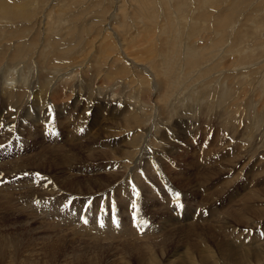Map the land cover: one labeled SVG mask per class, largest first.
I'll return each instance as SVG.
<instances>
[{
  "label": "rangeland",
  "instance_id": "obj_1",
  "mask_svg": "<svg viewBox=\"0 0 264 264\" xmlns=\"http://www.w3.org/2000/svg\"><path fill=\"white\" fill-rule=\"evenodd\" d=\"M2 2L14 16L0 18V122L9 121L1 126V133L9 137L17 131L20 135L18 141L10 137L0 142V264H169L168 259L175 257L186 260L185 252L196 264H224L223 253L236 252L241 242L252 250L253 243L244 245L245 240L238 241L235 235L248 240L253 236L264 239V0ZM115 30L123 40L117 39ZM137 40L144 42L138 44ZM123 43L131 47V58L139 56L138 65L123 55ZM166 47L170 51L168 62L161 54ZM88 50L92 51L90 55ZM17 51L23 55H16ZM117 55L122 60L115 59ZM10 60L13 65L8 66ZM75 64L81 66H77L80 72L74 70ZM149 64H161L166 82L169 80L157 84L156 92L153 76L144 71ZM124 68L129 71L123 72ZM91 78L95 79L93 83ZM154 100L161 102L160 114H156ZM85 111L91 113L89 128L97 122L106 126L100 138L103 140L93 152L87 145L98 128L82 141L74 138L75 132H68L75 128L71 127L74 118L79 123L85 120ZM105 142L112 146L98 147L105 146ZM145 144L157 150L154 153L161 169L159 175L152 169V156L146 152L137 154H143L138 172L128 173L134 165L131 161L136 148L141 152ZM207 159H213V163L206 164ZM114 170L118 172L117 181L111 178ZM214 171L225 174L215 176ZM256 176L260 177L258 183ZM236 179L259 188V192L255 189L258 198L247 202L250 207L247 203H228L222 210L226 207L219 208L226 202L223 198L211 203L212 196L217 198L225 184ZM176 182L184 184V189ZM3 193L7 196L3 197ZM213 207L223 213L217 210L209 217ZM188 214L198 223H177L178 218ZM84 219L88 222L84 223ZM212 222L218 230L209 227ZM109 229L113 237L105 233ZM133 234L139 238L134 239ZM207 250L213 257H206ZM151 254L155 259L149 257ZM252 261L251 264H264L263 260Z\"/></svg>",
  "mask_w": 264,
  "mask_h": 264
},
{
  "label": "bare ground",
  "instance_id": "obj_2",
  "mask_svg": "<svg viewBox=\"0 0 264 264\" xmlns=\"http://www.w3.org/2000/svg\"><path fill=\"white\" fill-rule=\"evenodd\" d=\"M61 4V3H60ZM123 4H124V2H123ZM123 8V7H122ZM121 9V8H120ZM123 11V10H122ZM15 12V11H14ZM13 16H14V13L12 12V10H11V8H7V5L4 3V2H2V0H0V18H6V19H11V18H13ZM45 16V15H44ZM43 18V17H42ZM1 20V19H0ZM16 20V19H15ZM41 20V19H40ZM43 20V19H42ZM12 21V20H11ZM44 21V20H43ZM46 26V25H45ZM148 27V26H147ZM114 28L115 27H109V29H112V30H114ZM147 29V28H146ZM145 29V30H146ZM161 29V28H160ZM149 30V29H148ZM156 31V30H155ZM74 32V31H73ZM142 32H145V31H142ZM147 32V31H146ZM161 32H162V30H161ZM160 32V33H161ZM68 33V32H67ZM115 33H117L116 32V30H115ZM138 33V32H137ZM140 34V33H139ZM143 34V33H142ZM150 34H151V32H150ZM146 35V34H145ZM149 35V34H148ZM152 35V34H151ZM124 36V35H123ZM137 37V36H136ZM138 37H140V36H138ZM137 37V38H138ZM142 37V36H141ZM141 37H140V39H141ZM148 37H150V35L148 36ZM147 37V38H148ZM152 37V36H151ZM106 38V37H105ZM125 38V37H124ZM20 39V38H19ZM117 39H119V41H120V39H122L123 40V37H120V35L117 33ZM126 39V38H125ZM128 39V38H127ZM135 39V38H134ZM150 39V38H149ZM104 40V39H103ZM102 40V41H103ZM106 40V39H105ZM111 40V39H110ZM130 40H131V38H130ZM148 40V39H147ZM151 40V39H150ZM156 39H154V41H155ZM73 41H75V39L73 40ZM106 41H109V39H107ZM138 41V40H137ZM143 41V40H142ZM141 41V42H142ZM60 42V41H59ZM65 42V41H64ZM69 42H71V41H69ZM76 42H77V39H76ZM76 42H74V43H76ZM78 42H79V39H78ZM105 42V41H104ZM131 42V41H130ZM139 42L140 41H138V44H139ZM140 42V43H141ZM144 42V41H143ZM156 42H157V40H156ZM23 43V42H22ZM31 43V42H30ZM58 43V42H57ZM137 43V42H136ZM150 43L151 42H149V44L147 45V46H149L150 45ZM20 44V43H19ZM70 44V43H69ZM68 44V45H69ZM77 44V43H76ZM100 44H101V42H100ZM116 44V43H115ZM137 44V45H138ZM71 46H72V44H70ZM92 45H93V42H92ZM99 45V44H98ZM110 45V44H109ZM146 45V44H145ZM159 45V44H158ZM25 46H26V44H25ZM62 46V45H61ZM66 46V45H65ZM79 46V45H78ZM91 46V44L89 45V47ZM101 46V45H100ZM133 46H135V45H133ZM139 46H141L140 48H143L144 47V44H140ZM143 46V47H142ZM157 46V45H156ZM14 47V46H13ZM24 47V46H23ZM64 46H62V48H63ZM75 47V46H74ZM73 47V48H74ZM77 47V46H76ZM81 47V46H80ZM92 47V46H91ZM118 47V46H117ZM116 47V48H117ZM161 48H162V46H160ZM31 48V47H30ZM69 48V47H68ZM72 48V47H71ZM83 48V47H82ZM107 48V47H106ZM105 48V49H106ZM122 51H123V55L127 58V59H129L130 60V58L132 57L131 56V54H130V52L128 51V49H130L129 48V46H128V44L127 43H123L122 44ZM134 48V47H133ZM156 48V47H155ZM160 48V49H161ZM17 49H18V47H17ZM29 49V48H28ZM89 49V48H88ZM101 49V48H100ZM99 49V50H100ZM104 49V48H103ZM143 49H145V48H143ZM154 49V48H153ZM27 50V49H26ZM25 50V51H26ZM32 50V49H31ZM35 50V49H34ZM33 50V51H34ZM68 50H70V49H68ZM109 50H111V49H109ZM109 50H107L106 51V53L109 51ZM113 50H115V49H113ZM131 50V49H130ZM165 51H164V53H161V54H165V60L168 62V58H169V55H170V51L168 50V48L166 47L165 49H164ZM4 51V50H3ZM24 51V50H23ZM24 51V52H25ZM62 51V50H61ZM65 51V49L63 50V52ZM72 51V50H71ZM75 51V50H74ZM78 51H79V49H78ZM87 51V50H86ZM90 50H88V54L87 55H90L89 53L90 52H92V51H90ZM101 51V50H100ZM104 51V50H103ZM135 51V50H134ZM140 51V50H139ZM153 51H155V50H153ZM158 51H160V50H158ZM83 52H85L84 50H83ZM82 52V53H83ZM97 52V51H96ZM121 52V51H120ZM142 51H140V53H141ZM152 52V51H151ZM1 53V52H0ZM6 53V52H5ZM4 53V54H5ZM14 53V52H13ZM16 53V55H21L22 53H21V51H17V52H15ZM33 53V52H32ZM62 53V52H61ZM75 53H76V51H75ZM79 53H80V51H79ZM78 53V54H79ZM102 53V52H101ZM110 53V52H109ZM118 53V52H117ZM116 53V54H117ZM133 53V52H132ZM137 53V52H136ZM29 54V53H28ZM65 54V53H64ZM63 54V55H64ZM67 54H69V53H67ZM81 54V53H80ZM84 54V53H83ZM85 54H86V52H85ZM108 54V53H107ZM110 54H112V53H110ZM114 54H115V52H114ZM122 54V53H121ZM145 54H146V52H145ZM154 54H156V53H154ZM153 54V55H154ZM161 54H159V55H161ZM23 55V54H22ZM59 55V54H58ZM61 55V54H60ZM59 55V56H60ZM73 55V54H72ZM71 55V56H72ZM76 55V54H75ZM109 55V54H108ZM135 55V54H134ZM147 55V54H146ZM159 55L157 54V56L159 57ZM28 56V55H27ZM30 56V55H29ZM70 56V55H69ZM70 56V57H71ZM86 56V55H85ZM107 56V55H106ZM111 56V58H112V55H109V57ZM118 57H116L115 59H119V60H122L121 59V57H119V55H117ZM16 57V56H15ZM26 57V56H25ZM61 57H62V55H61ZM66 57V56H65ZM91 57H92V55H91ZM99 57V56H98ZM102 57V56H101ZM103 57H105V56H103ZM102 57V58H103ZM114 57V56H113ZM139 57V56H138ZM138 57H134V58H131V60H132V62H133V64H139L140 63V61L138 62L137 61V59L136 58H138ZM152 58L154 57V56H151ZM151 57H150V59H151ZM156 57V56H155ZM160 57H162V56H160ZM2 58H3V55L2 54H0V61H2ZM17 58V57H16ZM22 58H24V57H22ZM55 58H56V56H55ZM53 59L54 61L55 60H58V59ZM64 58V57H63ZM67 58H68V55H67ZM72 58H73V56H72ZM76 58H78L79 59V57H76ZM81 58V57H80ZM164 58H161V59H164ZM6 59H7V57H6ZM60 59V58H59ZM69 59V58H68ZM67 59V60H68ZM74 59V58H73ZM82 59V58H81ZM91 59V58H90ZM89 59V60H90ZM104 59H106V58H104ZM21 60V59H20ZM28 60V59H27ZM88 60V59H87ZM103 60V59H102ZM125 59H123V61H124ZM131 60L129 61V62H131ZM149 60V59H148ZM158 60V59H157ZM53 61V62H54ZM60 61V60H59ZM58 61V62H59ZM69 62H70V60H68ZM67 61V62H68ZM83 61H85L84 60V58H83ZM104 61V60H103ZM143 61V60H142ZM155 61V60H154ZM154 61H153V63H154ZM57 62V61H56ZM65 62V61H64ZM63 62V63H64ZM69 62L67 63V64H69ZM73 62V61H72ZM81 62H82V60H81ZM87 62V61H86ZM89 62V61H88ZM93 62V61H92ZM119 62H121V61H119ZM125 62V61H124ZM158 62V61H157ZM2 63H4V62H2ZM1 63V65H3ZM13 62L10 60V62L8 63V66H11V65H13L12 64ZM62 63V64H63ZM74 63H76L75 62V60H74ZM74 63H72L73 65H74ZM83 63V62H82ZM113 63V62H112ZM115 63H118L117 61H115ZM156 63V62H155ZM17 64V63H16ZM16 64H15V66H16ZM19 64V63H18ZM61 64V63H60ZM88 64V63H87ZM131 64V63H130ZM158 64H159V62H158ZM162 64V63H161ZM160 64V66L159 65H152V64H149L150 65V67H144V71H148V74H146L147 76L149 75V73H150V77L151 76H153V85H154V87H155V89H153V90H155L154 92H156L157 90H156V88H158L159 86V84H162V82L163 83H165L166 82V80L168 79L167 78V76L165 75V77H164V71H162L161 70V65ZM163 64H165L164 62H163ZM76 65V64H75ZM90 65V64H89ZM97 65V64H96ZM119 65V64H118ZM125 65H128L127 63L125 64ZM167 64H165V66H166ZM58 66V65H57ZM72 66V65H71ZM71 66H70V68L69 67H67V69L69 68V70L71 69ZM77 66H80L79 64L78 65H76V67H74V70H75V68L77 69ZM84 66H85V64H84ZM87 66V65H86ZM120 66V65H119ZM131 66V65H130ZM133 66V65H132ZM143 66V65H142ZM23 67V66H22ZM81 67V66H80ZM96 67V66H95ZM122 67H123V65H122ZM126 67V66H125ZM136 68L138 67V66H135ZM161 67V68H160ZM164 67V66H163ZM5 68H7V66L5 67ZM13 68V67H12ZM17 68V67H16ZM24 68H26V66L24 67ZM24 68H22V70L24 69ZM61 68V67H60ZM83 68H86V67H83ZM88 68V67H87ZM117 68V67H116ZM134 68V67H133ZM54 69V68H53ZM79 69V68H78ZM76 70V71H79L80 72V70H81V68L79 69V70ZM98 69H99V67H98ZM98 69H96V71L98 70ZM138 69V68H137ZM5 70V69H4ZM13 70V69H12ZM16 70V69H15ZM49 70V69H48ZM56 70H57V67H56ZM61 70V69H60ZM73 70V71H74ZM118 70V69H117ZM120 70H121V68H120ZM125 68L123 69V72H125V71H129L128 69L127 70H125ZM131 70V69H130ZM135 70V69H134ZM7 71V70H6ZM24 71V70H23ZM23 71H21V72H23ZM54 71V70H53ZM52 71V72H53ZM84 71V70H83ZM88 71H89V69H88ZM92 71H93V69H92ZM96 71H95V73H96ZM99 71V70H98ZM101 71V70H100ZM103 71V70H102ZM115 71V70H114ZM114 71H113V73H114ZM139 71V70H138ZM142 72H143V70H141ZM12 72V71H11ZM14 72V71H13ZM50 72V71H49ZM71 72V71H70ZM123 72H121V75L123 74ZM134 72V71H133ZM136 73H137V71H135ZM134 72V73H135ZM54 73V72H53ZM133 73V74H134ZM136 73H135V75H136ZM140 73V72H139ZM147 73V72H146ZM16 74V73H15ZM18 74H20V73H18ZM105 74V73H104ZM103 74V75H104ZM108 74H110V73H108ZM126 74V73H125ZM131 74V73H130ZM163 74V76H161ZM2 75V74H1ZM0 75V76H1ZM93 75V74H92ZM94 75H96V74H94ZM98 75V74H97ZM115 75V74H114ZM135 75H134V77H135ZM15 76V75H14ZM90 76H91V73H90ZM102 76V75H101ZM111 76V75H110ZM109 76V77H110ZM131 76H133V75H131ZM137 76V75H136ZM140 76L141 75H139V78H140ZM4 77L5 78H7L6 77V75H4ZM3 77V78H4ZM89 76H87V78H88ZM106 77V76H105ZM162 77H164V78H162ZM10 78H11V75H10ZM14 78V77H13ZM95 78V77H94ZM93 78V79H94ZM98 78L100 79V76H98ZM127 78V77H126ZM130 78V77H129ZM138 78V77H137ZM141 78H143V77H141ZM147 78V77H146ZM152 78V77H151ZM246 78V77H245ZM92 79V78H91ZM90 79V80H91ZM92 79V80H93ZM96 79V78H95ZM95 79L92 81L91 80V82L93 83L94 81H95ZM101 79H102V77H101ZM131 79V78H130ZM150 79V78H149ZM7 80V79H6ZM104 80V79H103ZM108 80V79H107ZM110 80V79H109ZM108 80V81H109ZM134 80V79H133ZM138 80V79H137ZM140 80V79H139ZM138 80V81H139ZM144 80V79H143ZM150 80H152V79H150ZM4 81V80H3ZM13 81V80H12ZM17 81V80H16ZM135 81V80H134ZM169 81V80H168ZM167 81V82H168ZM6 82L7 81H5V84H6ZM9 82H11L10 80H9ZM22 82V81H21ZM86 82V81H85ZM88 83H89V81H87ZM145 82H147V81H145ZM166 82V83H167ZM8 83V82H7ZM95 83H99V82H95ZM148 83H149V80H148ZM147 83V84H148ZM150 83H152V81L150 82ZM170 83V82H169ZM3 84H4V82H3ZM87 84V83H86ZM90 84V83H89ZM96 84V85H97ZM106 84V83H105ZM144 84V83H143ZM142 84V85H143ZM158 84V85H157ZM2 85V84H1ZM19 85V84H18ZM21 85V84H20ZM91 85V84H90ZM141 85V86H142ZM149 85H152V84H149ZM166 85V84H165ZM168 85V84H167ZM170 85V84H169ZM91 86H93V85H91ZM99 86V85H98ZM104 86V85H103ZM2 87H3V85H2ZM1 87V88H2ZM5 87H6V85H5ZM87 87H88V84H87ZM95 87V86H94ZM93 87V88H94ZM105 87V86H104ZM146 87V86H145ZM98 88V87H97ZM100 88H102V87H100ZM3 89H4V87H3ZM18 89V88H17ZM106 89H107V87H106ZM110 89H111V87H110ZM143 89H144V91H145V88L143 87ZM151 89V88H150ZM161 89V88H160ZM116 90V89H115ZM158 90H159V88H158ZM109 90L107 89V91L106 92H108ZM180 91V90H179ZM210 91V90H209ZM4 92V91H3ZM43 92V91H42ZM105 92V91H104ZM111 92V91H110ZM145 92H147V90L145 91ZM166 92V91H165ZM40 93V92H39ZM164 93V92H163ZM212 94V93H211ZM4 95H5V93H4ZM61 95V94H60ZM71 95V94H70ZM69 95V96H70ZM67 96V95H66ZM72 96V95H71ZM111 96V95H110ZM149 96V95H148ZM152 96H154V95H152ZM163 97H164V95H162ZM168 96V95H167ZM201 96V95H200ZM155 97V96H154ZM176 97V96H175ZM179 97V96H178ZM192 97V96H191ZM2 98H3V96H2ZM6 98H8L7 96H6ZM39 98H41V97H39ZM68 98H70V97H68ZM198 98V97H197ZM200 98V97H199ZM150 99H151V97H150ZM166 99H167V97H166ZM148 100H149V98H148ZM159 100V99H158ZM158 100H154V107H155V111H156V114H160V104H161V102L159 103V101ZM24 101V100H23ZM150 101V100H149ZM149 101H148V103H149ZM164 101H165V99H164ZM237 101V100H236ZM87 103V102H86ZM94 103V102H93ZM99 103V102H98ZM146 102H144V104H145ZM146 104V105H149V104ZM182 103V102H181ZM19 104V103H18ZM81 104V103H80ZM190 104H191V102H190ZM84 105V104H83ZM150 105H152V104H150ZM21 106H22V104H21ZM43 106H44V104H43ZM85 106V105H84ZM159 106V107H158ZM233 106V105H232ZM53 107V106H52ZM88 107V106H87ZM151 108H153L152 106H150ZM170 107H172V106H170ZM188 107V106H187ZM47 108H48V106H47ZM46 108V109H47ZM66 108V107H65ZM104 108V107H103ZM134 108V107H133ZM146 108V110H147V108L148 107H145ZM178 108V107H177ZM44 109H45V107H44ZM43 108L41 109V110H44ZM149 109V108H148ZM49 111H50V109H48ZM80 110V109H79ZM154 110V109H153ZM174 110V109H173ZM3 112V111H2ZM48 112V111H47ZM80 112V111H79ZM27 113H30V111H27ZM32 113V112H31ZM30 113V114H31ZM42 113H43V111H42ZM45 113H46V111H45ZM83 113V112H82ZM114 113V112H113ZM128 113H129V111H128ZM151 113H152V111H151ZM18 114V113H17ZM41 114V113H40ZM80 113H78V117H80V115H79ZM117 114V113H116ZM119 114V113H118ZM117 114V115H118ZM155 114V115H156ZM192 114V113H191ZM29 114H26V116H28ZM47 115V114H46ZM131 115V114H130ZM153 115V114H152ZM243 115V114H242ZM2 116V115H1ZM76 116V115H75ZM158 116V115H157ZM217 116V115H216ZM41 117V116H40ZM54 117H55V115H54ZM82 117H84V121L83 122H78V120H77V118H74V122H73V124H72V126L71 127H75L74 129H70L68 132H72V133H74L75 132V134H74V138H81L79 141H82V139H84L85 137H87V136H89L90 134H91V131H95L97 128H98V133H96L93 137H91L90 138V140H89V142H90V144H88L87 145V148L89 149L88 151H92L93 152V150H95L96 151V146L101 142V140H103V139H100V138H102V135H103V132H105V129H106V126L103 124V125H99L98 124V122H97V124L94 126L93 124H92V127H90L89 128V125H88V123H90V118H91V113H87V111H85L84 113H83V115H82ZM129 117H131V116H129ZM137 117H138V115H137ZM195 117H197V116H195ZM250 117V116H249ZM102 118V117H101ZM104 118V117H103ZM128 118V117H127ZM139 118V117H138ZM159 118V117H158ZM161 118V117H160ZM192 118V117H191ZM223 118V117H222ZM134 119V118H133ZM155 119H157L156 117L154 118V120ZM131 120V119H130ZM130 120H128L129 122H130ZM139 120V119H138ZM160 120V119H159ZM181 120V119H180ZM213 120V119H212ZM127 121V120H126ZM137 120H135V121H133V122H136ZM161 121V120H160ZM221 121V120H220ZM9 122V121H8ZM8 122H0V142L3 140H6V139H8V138H10V137H14L15 138V140L16 141H18V137H19V133L17 132V131H14V132H12V133H10V134H8V136L9 137H6L5 135H4V133H1L2 132V130H1V126L4 124V125H6ZM155 122V121H154ZM252 122V121H251ZM55 123H56V121H55ZM124 123V122H123ZM241 123V122H240ZM244 123V122H243ZM79 124H80V126H79ZM95 124V123H94ZM134 124H136V123H134ZM246 124V123H245ZM87 125V126H86ZM127 125V124H126ZM139 125V124H138ZM158 125V124H157ZM12 126V125H11ZM29 126L31 127V125L29 124ZM91 126V125H90ZM134 126V125H133ZM252 126V125H251ZM257 126V125H256ZM83 127V128H82ZM128 127V126H127ZM170 127H172V126H170ZM248 127V126H247ZM11 128V127H10ZM121 128V127H120ZM167 128H169V127H167ZM264 128V127H263ZM129 129V128H128ZM256 129V128H255ZM26 130V128H24L23 129V131L21 132V133H24V131ZM135 130V129H134ZM170 130V129H169ZM176 130H177V128H176ZM175 130V131H176ZM252 130V129H251ZM107 131H108V129H107ZM124 131V130H123ZM178 131V130H177ZM5 132H8V131H5ZM174 132V131H173ZM82 134V135H81ZM35 135L36 136H39V132L38 131H36L35 132ZM115 135V134H114ZM127 135V134H126ZM156 135V134H155ZM243 135V134H242ZM22 136V135H21ZM47 136H48V134H47ZM104 136V135H103ZM128 136V135H127ZM49 137V136H48ZM181 137V136H180ZM124 138V137H123ZM129 138V137H128ZM126 139V138H125ZM118 140V139H117ZM127 140V139H126ZM129 140V139H128ZM150 140V139H149ZM107 141H109V140H107ZM116 141V140H115ZM121 141V140H120ZM123 141H124V139H123ZM135 142V141H134ZM3 143V142H2ZM18 143V142H17ZM24 143H25V141H24ZM105 143H107V142H105ZM111 143H112V141H111ZM110 142H108L105 146H98V147H101V149H102V147H109V146H112V144H111ZM115 143V142H114ZM126 143H128V142H126ZM92 144H94L95 146H93ZM104 144V143H103ZM120 144V143H119ZM125 145V144H124ZM134 145V144H133ZM177 145V144H176ZM92 146V150H91V147ZM117 146V145H116ZM152 146V145H151ZM50 148V147H49ZM120 148V147H119ZM127 148V147H126ZM136 148V147H135ZM144 148H148L149 150H143ZM174 148V147H173ZM108 149V148H107ZM122 149V148H121ZM134 149V148H133ZM158 149V148H157ZM42 150H44V149H41L40 151H42ZM99 150V149H98ZM123 150V149H122ZM128 150V149H127ZM45 151V150H44ZM53 151V150H52ZM107 151V150H106ZM108 151H110V150H108ZM112 151V150H111ZM118 151V150H117ZM157 151V150H156ZM156 151H154V150H150V148H149V146L148 145H144L143 147H142V149H141V152H139V148L137 149L136 148V155H135V158H133V161H131V162H133V166L132 167H130V171L128 172L129 174L131 173V174H134V171H135V173H136V171L137 170H139L138 169V167H140V166H138V164H140V163H138V161L143 157V154H139V155H137L138 153H150V155L152 156L151 157V159H150V161H151V163H152V169H154L156 172H158V175H159V173L161 172V169L157 166V164L155 163V160L157 159V154L156 153H154V152H156ZM37 152H39V151H37ZM71 152V151H70ZM126 152V151H125ZM124 152V153H125ZM54 153V152H53ZM89 153V152H88ZM131 153V152H130ZM135 153V152H134ZM55 154H57V153H55ZM69 153H67V155H68ZM244 154V153H243ZM54 155V154H53ZM66 155V154H65ZM76 155V154H75ZM109 155V154H108ZM126 155V154H125ZM124 155V156H125ZM129 155V154H128ZM206 155V154H205ZM52 156V155H51ZM50 155H49V157H51ZM60 156V155H59ZM114 157H115V153H114V155H113ZM117 156V155H116ZM243 156V155H242ZM35 157V156H34ZM45 157V156H44ZM47 157V156H46ZM55 157V156H54ZM127 157V156H126ZM57 158V157H56ZM67 158H69V157H67ZM112 158V157H111ZM124 158V157H123ZM34 159V158H33ZM36 159V158H35ZM70 159V158H69ZM144 159V158H143ZM223 159V158H222ZM240 159V158H239ZM242 159V158H241ZM112 160V159H111ZM116 160H117V158H116ZM129 160V159H128ZM149 160V159H148ZM107 161V160H106ZM217 161H219V160H217ZM227 161V160H226ZM225 161V162H226ZM231 161V160H230ZM234 161H237L236 159L234 160ZM240 161V160H239ZM89 162V161H88ZM124 162V161H123ZM144 162V161H143ZM210 163H213V159H207V163L206 164H210ZM101 164V163H100ZM104 164V163H103ZM110 164V163H109ZM229 164V163H228ZM231 164V163H230ZM127 165V164H126ZM142 165V164H141ZM147 165V164H146ZM226 165V164H225ZM71 166V165H70ZM88 166V165H87ZM104 166V165H103ZM106 166V165H105ZM122 166V165H121ZM138 166V167H137ZM223 166V165H222ZM232 166V165H231ZM161 167V166H160ZM163 167V166H162ZM210 167V166H209ZM225 167V166H224ZM97 168V167H96ZM105 168V167H104ZM220 168V167H219ZM228 168V167H227ZM231 168V167H230ZM246 168V167H245ZM203 169V168H202ZM223 169V168H222ZM226 169V168H225ZM243 169H244V167H243ZM150 170V169H149ZM110 171V170H109ZM150 171H152V170H150ZM154 171V172H155ZM209 171H211V169L209 170ZM253 171V170H252ZM77 172V171H76ZM120 172V171H119ZM138 172V171H137ZM212 172H213V170H212ZM226 172V171H225ZM231 172V171H230ZM235 172V171H234ZM247 172V171H246ZM260 172H263V171H260ZM79 173H80V171H79ZM99 173V172H98ZM146 173V172H145ZM144 173V174H145ZM242 173V172H241ZM75 174H77V173H75ZM85 174V173H84ZM94 174V173H93ZM105 174V173H104ZM111 174V173H110ZM157 174V173H156ZM164 174V173H163ZM216 174H225V173H220V172H218V171H214V175L215 176H217ZM258 174V173H257ZM82 175V174H81ZM106 175V174H105ZM196 175V174H195ZM210 175V174H209ZM208 175V176H209ZM96 176V175H95ZM139 176V175H138ZM153 176V175H152ZM162 176V175H161ZM202 176V175H201ZM215 176H213L214 178H215ZM255 176V175H254ZM143 177V176H142ZM150 177V176H149ZM203 177V176H202ZM207 177V176H206ZM212 177V176H211ZM231 177V176H230ZM233 177V176H232ZM257 178H255V182L256 183H258V182H260V177H258V176H256ZM101 178V177H100ZM111 178L112 179H114L115 181H117V180H119L118 178V172L117 171H115L114 170V172H113V175L111 174ZM125 178V177H124ZM138 178V177H137ZM259 178V179H258ZM193 179V178H192ZM209 179V178H208ZM218 179V178H217ZM224 179V178H223ZM158 180V179H157ZM156 180V181H157ZM195 180V179H194ZM202 180V179H201ZM200 180V181H201ZM212 180H213V178H212ZM248 180V179H247ZM251 180V179H250ZM131 181V180H130ZM161 181V180H160ZM203 181V180H202ZM219 181H221V180H219ZM253 181V180H252ZM263 181V180H262ZM24 182H26V180L24 181ZM132 182V181H131ZM162 182H163V180H162ZM205 182V181H204ZM213 182H214V180H213ZM244 182V181H243ZM242 181H240V180H238V179H236V180H234V181H232L231 180V182H229L228 181V183H226L225 184V182H224V184H225V186H224V188L220 191V194L218 195V197L217 198H215V196L213 197H211L210 199L212 200L211 201V203H217V201L218 200H221L222 198L224 199L223 201H226L225 203H223V205H220V207L219 208H221V207H224V206H226V207H224V209H222V210H226V208L228 207L227 206V204L228 205H231V204H239L240 203V205H241V203H247V202H250V201H254V200H256L258 197H257V195L255 196V189L256 188H252V186L250 187V186H248V185H246L245 183H243ZM255 182H254V184H255ZM136 183H137V181H136ZM139 183V182H138ZM171 183V182H170ZM177 184H178V186L182 189L183 188V185L184 184H180V183H178V182H176ZM197 183V182H196ZM196 183H194V184H196ZM206 183V182H205ZM207 183H209V182H207ZM105 184V183H104ZM201 184H202V182H201ZM221 184V183H220ZM224 184H221V185H224ZM264 184V183H263ZM106 185V184H105ZM108 185V184H107ZM200 185V184H199ZM256 185V184H255ZM262 185V184H261ZM29 186V185H28ZM203 186V185H202ZM264 186V185H263ZM174 187V188H173ZM173 187H171V188H173V190L175 189V186H173ZM189 187V186H188ZM190 187H191V185H190ZM195 187H197V186H195ZM200 187H201V185H200ZM199 187V188H200ZM216 187H218V186H216ZM255 187V186H254ZM26 188V187H25ZM129 188V187H128ZM162 188V187H161ZM170 188V189H171ZM211 188V187H210ZM231 188H233V190L231 189ZM184 189V188H183ZM182 189V190H183ZM194 189V188H193ZM192 189V190H193ZM218 189H219V187H218ZM259 189V188H258ZM258 189H256V191H258ZM260 189H262V188H260ZM176 190V189H175ZM180 190V189H179ZM181 190V191H182ZM189 190H190V188H189ZM93 191V190H92ZM158 191V190H157ZM209 191V190H208ZM211 191V190H210ZM213 191V190H212ZM215 191V190H214ZM167 192V191H166ZM193 192V191H192ZM195 192V191H194ZM259 192V191H258ZM261 192V191H260ZM88 193H90V192H88ZM88 193H84V194H88ZM94 193V192H93ZM188 193V192H187ZM187 193H186V195H187ZM213 193V192H212ZM226 193V194H225ZM4 194V193H3ZM11 194V193H10ZM201 194V193H200ZM139 195V194H138ZM147 195V194H146ZM206 195V194H205ZM262 195H264L263 193H262ZM7 195L6 194H4L3 195V197H6ZM82 196V195H81ZM113 196V195H112ZM207 197H208V195H206ZM19 197V196H18ZM196 197V196H195ZM19 198H21V196L19 197ZM154 198V197H153ZM263 198V197H262ZM168 199V198H167ZM207 199H209V198H207ZM260 199V198H259ZM264 199V198H263ZM60 200V199H59ZM149 200V199H148ZM196 200H198V199H196ZM6 201V200H5ZM14 201V200H13ZM7 202V201H6ZM15 202H17V201H15ZM18 203V202H17ZM221 203H222V201H221ZM263 203V202H262ZM195 204V203H194ZM248 204V203H247ZM197 205V204H196ZM22 206V205H21ZM246 206V205H245ZM264 206V205H263ZM49 207V206H48ZM110 207V206H109ZM114 207V206H113ZM132 207V206H131ZM203 207V206H202ZM247 207H250V204H248V206ZM255 207V206H254ZM260 207V206H259ZM262 207V206H261ZM50 208V207H49ZM167 208V207H166ZM217 208V207H216ZM219 208L217 209L218 211H219ZM239 208V207H238ZM193 209V208H192ZM233 209V208H232ZM245 209H247V208H245ZM255 209V208H254ZM183 210V209H182ZM217 210H215L214 209V207H213V209H211V211H210V215H209V217L211 216V215H213V214H217ZM238 210V209H237ZM28 211V210H27ZM193 211V210H192ZM195 211V210H194ZM219 212H221L220 214H222L223 212L222 211H219ZM224 212H226V211H224ZM233 212V211H232ZM238 212V211H237ZM58 213V212H57ZM227 213H229V212H227ZM226 213V214H227ZM242 213V212H241ZM259 213V212H258ZM99 214V213H98ZM187 214V213H186ZM207 214V213H206ZM219 214V215H220ZM235 214H236V212H235ZM203 215V214H202ZM202 215L199 217V219H200V221H201V218H202ZM224 216H225V214H223ZM229 215V214H228ZM237 215V214H236ZM260 215V214H259ZM78 216H79V214H78ZM100 216V215H99ZM136 216V215H135ZM192 216L193 215H186V216H184V218L183 219H179L178 218V220H176L177 221V223L179 224H181V223H184V224H189V225H192V224H194V223H198V222H193V219H192ZM87 217V216H86ZM195 217H198V216H195ZM194 217V218H195ZM229 217H230V215H229ZM260 217V216H259ZM174 218V217H173ZM243 218V217H242ZM245 218V217H244ZM264 218V217H263ZM210 219V218H209ZM216 219V218H215ZM231 219V218H230ZM258 219V218H257ZM101 220V219H100ZM112 220V219H111ZM166 220V219H165ZM168 220V219H167ZM198 220V219H197ZM214 220V219H213ZM212 220V221H213ZM74 221V220H73ZM105 221V220H104ZM108 221V220H107ZM162 221V220H161ZM199 221V220H198ZM199 221V222H200ZM227 221V220H226ZM61 222H62V220H61ZM80 222V221H79ZM98 222V221H97ZM111 222V221H110ZM109 222V223H110ZM247 222V221H246ZM69 223V222H68ZM106 223H108V222H106ZM105 223V224H106ZM108 223V224H109ZM172 223V222H171ZM227 223V222H226ZM254 223V222H253ZM25 224V223H24ZM63 224V223H62ZM103 224V223H102ZM112 225H113V223H111ZM158 224V223H157ZM160 224V223H159ZM228 224V223H227ZM99 225V224H98ZM209 225V227L210 228H214L215 230H218V228L216 229V227H215V224L213 225V222L212 223H209L208 224ZM94 226V225H93ZM109 226H110V224H109ZM115 226V225H114ZM54 227V226H53ZM71 227V226H70ZM79 227V226H78ZM117 227V226H116ZM136 227V226H135ZM163 227V226H162ZM166 227V226H165ZM170 227V226H169ZM173 227V226H172ZM219 227V226H218ZM73 228V227H72ZM77 228V227H76ZM82 228V227H81ZM95 228V227H94ZM108 228V227H107ZM111 228H113V227H111ZM127 228V227H126ZM159 228V227H158ZM222 228V227H221ZM65 229V228H64ZM63 229V230H64ZM74 229V228H73ZM79 229V228H78ZM85 229V228H84ZM105 229H106V227H105ZM122 229V228H121ZM140 229V228H139ZM142 229H144V228H142ZM69 230V229H68ZM75 230H77V229H75ZM86 230V229H85ZM117 230H119L118 228H117ZM148 230V229H147ZM169 230V229H168ZM184 230V229H183ZM235 230V229H234ZM233 230V231H234ZM65 231V230H64ZM80 231V230H79ZM88 231V230H87ZM115 231V230H114ZM139 231V230H138ZM141 231V230H140ZM176 231V230H175ZM192 231H193V229H192ZM242 231V230H241ZM66 232V231H65ZM73 232H75V231H73ZM129 232V231H128ZM143 232V231H142ZM178 232H179V230H178ZM191 232V231H190ZM218 232V231H217ZM92 233V232H91ZM101 233V232H100ZM105 233H107V234H109L108 235V237H113L114 236V234H113V232L112 231H110V229L109 230H105ZM133 233V232H132ZM141 233V232H140ZM144 233V232H143ZM174 233V232H173ZM186 233V232H185ZM194 232H191V235L193 234ZM71 234V233H70ZM87 235H88V233H86ZM119 234H120V232H119ZM118 234V235H119ZM142 234V233H141ZM146 234V233H145ZM152 234V233H151ZM172 234V233H171ZM181 234H182V232H181ZM180 234V235H181ZM75 235V234H74ZM91 235V234H90ZM134 235V234H133ZM140 235V234H139ZM143 235V234H142ZM173 235V234H172ZM186 235V234H185ZM225 235V234H224ZM257 235V234H256ZM68 236V235H67ZM71 236H73V235H70V237ZM127 236V235H126ZM161 236V235H160ZM190 236V235H189ZM87 237V236H86ZM85 237V238H86ZM107 237V236H106ZM107 237V238H108ZM124 237V236H123ZM129 237V236H128ZM134 237H135V235H134ZM154 237V236H153ZM157 237V236H156ZM162 237V236H161ZM188 237V236H187ZM186 237V238H187ZM194 237H196L195 235H194ZM234 237H237L238 238V241H243V240H245V243H244V245L246 244V243H249V242H251V243H253V247L251 248L252 250L251 251H249V249H246V248H244L243 246H242V242H241V244H239V245H237L235 248H237V250H236V252H231V253H223L224 254V258H222V261L224 262V264H227V262L229 261L231 264H251L253 261L252 260H254L256 263H259L261 260H263L264 261V239H262V240H260V239H258L257 238V236H253L250 240H248V239H243V238H241V236L240 235H235ZM247 237V236H246ZM66 238V237H65ZM80 238V237H79ZM106 238V239H107ZM115 238V237H114ZM127 238V237H126ZM126 238H125V240H126ZM130 238V237H129ZM132 238V237H131ZM137 237H135L134 239H136ZM139 238V237H138ZM137 238V239H138ZM169 238V237H168ZM192 238V237H191ZM198 238V237H197ZM228 238L229 237H227V240H228ZM63 239V238H62ZM87 239V238H86ZM105 239V240H106ZM109 239V238H108ZM112 239V238H111ZM143 239H145V238H143ZM147 239V238H146ZM194 239V238H193ZM50 240V239H49ZM65 240V239H64ZM63 240V241H64ZM79 241H80V239H78ZM96 240V239H95ZM117 240V239H116ZM124 240V239H123ZM133 240V239H132ZM182 240V239H181ZM185 240V239H184ZM183 240V241H184ZM191 240V239H190ZM197 240V239H196ZM200 240V239H199ZM7 241V240H6ZM131 241V240H130ZM130 241H129V243H130ZM153 241V240H152ZM186 241V240H185ZM198 241V240H197ZM107 242V241H106ZM155 242V241H154ZM162 242V241H161ZM163 242H164V240H163ZM187 242L189 243V239L187 240ZM244 242V241H243ZM2 243V242H1ZM5 243V242H4ZM117 243V242H116ZM157 243V242H156ZM160 243V242H159ZM198 243V242H197ZM50 244V243H49ZM85 244V243H84ZM88 244V243H87ZM131 244H132V242H131ZM139 244V243H138ZM154 244V243H153ZM161 244V243H160ZM200 244V243H199ZM91 245V244H90ZM94 245V244H93ZM99 245V244H98ZM101 245V244H100ZM146 245V244H145ZM151 245V244H150ZM156 245V244H155ZM62 246V245H61ZM111 246V245H110ZM115 246V245H114ZM142 245H140V247H141ZM187 244L185 245V248H187ZM86 247V246H85ZM146 247V246H145ZM148 247V246H147ZM146 247V248H147ZM59 248H60V245H59ZM91 248V247H90ZM155 248V247H154ZM153 248V249H154ZM158 248V247H157ZM172 248V247H171ZM170 248V249H171ZM179 248V247H178ZM65 249V248H64ZM112 249V248H111ZM142 249V248H141ZM152 249V250H153ZM173 249V248H172ZM10 250V249H9ZM53 250V249H52ZM69 250V249H68ZM85 250V249H84ZM83 250V251H84ZM95 250V249H94ZM97 250V249H96ZM95 250V252H97ZM128 250V249H127ZM137 250V249H136ZM135 250V252H137ZM149 250V249H148ZM148 250L146 251V253L148 252ZM150 250H151V248H150ZM149 250V251H150ZM151 250V251H152ZM1 251V250H0ZM65 251V250H64ZM130 251H132V250H130ZM142 251V250H141ZM173 251V250H172ZM63 252V251H62ZM88 252H89V250H88ZM185 252V251H184ZM183 252V253H184ZM207 252H208V255L206 256V257H213V253H212V251L211 250H207ZM50 253V252H49ZM48 253V254H49ZM55 253H57V252H55ZM65 253V252H64ZM112 253V252H111ZM139 253V252H138ZM180 253V252H179ZM51 254V253H50ZM67 254V253H66ZM101 254V253H100ZM135 254V253H134ZM172 254V253H171ZM182 254V253H181ZM54 255V254H53ZM173 255V254H172ZM183 255V254H182ZM50 256V255H49ZM64 256V255H63ZM85 256V255H84ZM94 256V255H93ZM148 255L146 254V257H147ZM171 256V255H170ZM180 256V255H179ZM3 257V256H2ZM100 257V256H99ZM144 257V256H143ZM149 257H151V258H153V256H152V254H151V256L149 255ZM14 258V257H13ZM51 258V257H50ZM176 258V257H175ZM168 259V261H169V264H196V262H194V261H192V259H190V256H188V252H185V256L183 257V259H186V260H184V261H181V260H178V259ZM252 258V259H251ZM4 259V258H3ZM10 259V258H9ZM83 259V258H82ZM153 259H155V257L153 258ZM181 259V258H180ZM182 259V260H183ZM215 259V258H214ZM218 259V258H217ZM73 260V259H72ZM71 260V261H72ZM79 260V259H78ZM96 260V259H95ZM138 260V259H137ZM141 260V259H140ZM148 260V259H147ZM163 260V259H162ZM101 261V260H100ZM144 261V260H143ZM252 261V262H251ZM147 262V261H146ZM150 262H151V260H150ZM117 263V262H116ZM97 264H98V262H97ZM152 264V263H151Z\"/></svg>",
  "mask_w": 264,
  "mask_h": 264
},
{
  "label": "snow or ice",
  "instance_id": "obj_3",
  "mask_svg": "<svg viewBox=\"0 0 264 264\" xmlns=\"http://www.w3.org/2000/svg\"><path fill=\"white\" fill-rule=\"evenodd\" d=\"M179 198V194H177V199ZM88 221L84 219V223H87ZM101 227H103V224H101Z\"/></svg>",
  "mask_w": 264,
  "mask_h": 264
}]
</instances>
